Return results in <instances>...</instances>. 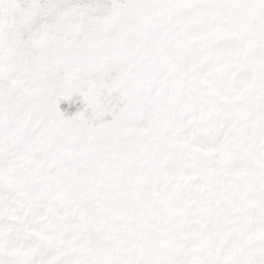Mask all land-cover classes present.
<instances>
[{"label": "snow or ice", "instance_id": "1", "mask_svg": "<svg viewBox=\"0 0 264 264\" xmlns=\"http://www.w3.org/2000/svg\"><path fill=\"white\" fill-rule=\"evenodd\" d=\"M0 264H264V0H0Z\"/></svg>", "mask_w": 264, "mask_h": 264}]
</instances>
